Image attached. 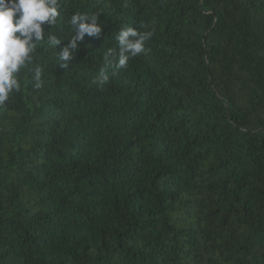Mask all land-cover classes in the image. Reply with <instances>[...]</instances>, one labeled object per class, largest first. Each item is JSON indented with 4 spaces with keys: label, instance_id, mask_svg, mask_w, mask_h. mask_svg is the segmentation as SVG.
Wrapping results in <instances>:
<instances>
[{
    "label": "trees",
    "instance_id": "obj_1",
    "mask_svg": "<svg viewBox=\"0 0 264 264\" xmlns=\"http://www.w3.org/2000/svg\"><path fill=\"white\" fill-rule=\"evenodd\" d=\"M58 11L0 106V264H264V0Z\"/></svg>",
    "mask_w": 264,
    "mask_h": 264
},
{
    "label": "clouds",
    "instance_id": "obj_2",
    "mask_svg": "<svg viewBox=\"0 0 264 264\" xmlns=\"http://www.w3.org/2000/svg\"><path fill=\"white\" fill-rule=\"evenodd\" d=\"M58 0H0V106H3L10 95L21 89L19 73L32 63L33 53L38 45L58 43L54 36L46 39L45 27L56 23ZM79 23V35L97 33L99 27L95 17L92 23L83 22L80 16H73L72 23ZM144 27V25H141ZM151 31H139L128 26L118 35V51L110 50L116 58L114 73L125 68L130 58L146 51V42L151 38ZM69 52L65 48L62 56L67 58ZM35 87L42 86L41 69L34 70ZM101 82L110 80L109 74L101 72Z\"/></svg>",
    "mask_w": 264,
    "mask_h": 264
}]
</instances>
